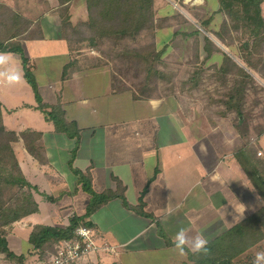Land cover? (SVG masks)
<instances>
[{
	"label": "crops",
	"instance_id": "crops-1",
	"mask_svg": "<svg viewBox=\"0 0 264 264\" xmlns=\"http://www.w3.org/2000/svg\"><path fill=\"white\" fill-rule=\"evenodd\" d=\"M61 1L0 0V7H8L15 17L0 13V29L6 26L3 20L12 36L21 37L11 41L18 42L29 59L43 102L59 104L66 120L76 123L78 137L57 132L35 108V94L18 53L5 52L11 54L10 67L21 71L23 81L14 86L0 82V102L6 129L42 134L46 164L27 151L22 139L12 143L22 173L38 188L33 192L38 211L37 197L48 194L61 195L57 201L44 198L59 205L61 216L69 219L72 213L86 212L90 195L77 184L74 168L89 172L98 192L116 190L117 180L125 187V200L132 207L116 197L90 217L98 242L111 249L92 252L79 264H195L198 254L186 249L180 256L174 250L172 238L180 228L189 236L202 234L208 245L236 226L262 233L264 215L249 218L264 201L237 161L230 140L216 142L196 134L190 118L183 119L180 90L168 96H139L134 88L117 86L110 67L88 63L96 52L79 48L62 34L59 11L68 4L70 22L86 21V1ZM21 18L30 24L28 30L19 28ZM66 65L68 75L63 78ZM39 174L44 184L30 180ZM144 190L141 214L133 207ZM32 214L9 227L8 241L26 245L33 225L46 224L29 220ZM25 230L27 237L21 234ZM28 249L37 256L39 250ZM259 251H264V236L239 258L246 254L255 258ZM8 262L0 253V264Z\"/></svg>",
	"mask_w": 264,
	"mask_h": 264
},
{
	"label": "rangeland",
	"instance_id": "rangeland-1",
	"mask_svg": "<svg viewBox=\"0 0 264 264\" xmlns=\"http://www.w3.org/2000/svg\"><path fill=\"white\" fill-rule=\"evenodd\" d=\"M130 5L133 7V0ZM220 6L219 0H153V20L149 18V12L136 9L119 13L121 18H144L147 15L152 22H146L141 29L128 30L123 34L117 32L123 29V24L109 19L101 21L98 26H91L89 15L86 21L69 22L70 25L62 27V34L70 37L79 48L94 50L96 55L88 58V63L110 67L117 86H128L139 95L149 96H168L180 90L183 119L190 118L196 134L216 142L230 140L235 157L239 150L250 148L263 162L261 170L264 173V38L256 40L251 37L243 25L237 29L236 22L220 11ZM98 10L95 8L92 12L95 20ZM261 10L264 20V1ZM63 12L70 19L69 8ZM224 22L228 24L227 29H223ZM205 36L221 51L211 48L205 42ZM246 44L248 47L242 49ZM210 49L213 50L211 57ZM223 52L244 66L252 78L243 79L233 68L227 75L217 72L223 61ZM158 53L160 56L156 59L154 55ZM242 55L254 62L256 67L248 68ZM230 95L235 97L233 106L228 100ZM30 180L42 184L45 181L41 174L32 176ZM47 195L44 194V198L48 199ZM37 198L39 211L33 213L29 220L53 225L68 224L69 219L61 216L63 213L59 205L41 196ZM261 214L264 215V211ZM27 232L25 230L21 234L27 237ZM250 232L251 237L258 235L255 230ZM28 247L32 248V245L9 240L8 248L16 258L5 256L8 264H43L54 248L49 253H41L43 255L38 252L36 256ZM47 254L48 257L43 260L42 257ZM20 255L23 258L18 261ZM240 255L232 258L231 262L253 264V255L239 258Z\"/></svg>",
	"mask_w": 264,
	"mask_h": 264
},
{
	"label": "trees",
	"instance_id": "trees-1",
	"mask_svg": "<svg viewBox=\"0 0 264 264\" xmlns=\"http://www.w3.org/2000/svg\"><path fill=\"white\" fill-rule=\"evenodd\" d=\"M67 1L68 0H62L60 4H64ZM85 1L87 3L88 16L90 15L89 18L91 26H98L101 21H105L106 19L114 22L118 21L120 25L123 24L124 27L117 32H122L123 34H126L128 30L141 29L143 26H146V22L151 23V20H153L152 18L154 17L152 12L153 0H138L140 2L139 5L137 4V1L133 0V7L130 5L132 0ZM263 1L264 0H219L221 5L219 10L228 15L233 22H236L237 29L244 26L251 34V37L255 38L256 40L262 39L264 38V20L261 10V4ZM144 2H146V4H144ZM67 5L68 4L59 7L63 27L70 25L69 15L67 16L63 12L69 8L66 7ZM95 8L100 9L97 11L96 20L92 15V12ZM135 9L138 11L149 12L148 14L149 18L151 17V20H149L147 15L144 16V18L127 16H123L121 18V14L119 15L122 10H125L126 12H132ZM0 13L8 17L10 16L11 19L15 18L11 16L13 13L8 7H0ZM16 19L19 18L17 17ZM2 23L6 26L3 28V30L0 29V52H15L21 56L24 77L32 87L37 101L35 108L44 114L46 120L54 124L55 130L57 132H63L71 138H77L79 129L77 128V125L74 121L66 120L62 107L59 104L50 105L43 102L42 96L38 89V84L31 70L29 59L24 55L19 43L16 41H11V39L15 38L16 36L14 35V37L10 34V30L7 27L8 25L6 22L2 20ZM17 23H21L19 27L20 29H23L24 31L29 29L30 24L23 18H21L20 22L17 20ZM227 27V22H224L223 29H227ZM19 36H22V34ZM218 36L222 38L221 34H218ZM204 40L205 42H208L210 47L215 49V51H221L220 48L208 36H205ZM254 45L255 44H252V46ZM246 47H248V44L242 46L241 48L245 49ZM254 47L256 48V46ZM211 52H213V50L210 49V57ZM159 54L160 53L155 54L154 57L159 59ZM223 54V61L222 64L217 68V72L227 75L228 73H231V69L233 68L237 70L235 73L240 75L243 79L252 78L251 73L245 69L244 66L239 65L227 53L223 52ZM241 58L244 59V62L248 68L256 67L254 66L255 63L252 62L248 57L242 55ZM67 70L68 66L66 65L63 70V78L68 75ZM228 100L230 105L233 106L232 104L234 103L235 97L230 95ZM19 139L24 141L27 151L35 159H37L41 164L47 163L46 149L43 145L42 134L30 129H26L19 133L6 129L2 121L0 102V227H2L0 231V253H4L7 258L11 259L16 258V255L8 248L7 234L9 227L14 222L38 211V203L34 198L33 191L31 190H37L38 188L32 185L22 173L12 147V143L19 141ZM236 159L264 201V173L261 170L263 162L258 160V157H256V152L251 151L250 148L239 150V152L236 154ZM73 173L76 177L77 184L81 186L82 190L90 195V201L87 205L86 212L83 215L71 214L69 217V224L66 226L47 224L33 225L29 236V243L32 245L33 249L39 250V254L43 252L45 254L47 252L49 253V250H52L55 244L61 240L74 238L77 227L81 225L92 227L93 224L90 220L92 214L111 199L120 197L126 206L132 207L125 200V187L120 180L116 179V190L107 189L98 192L92 187V178L89 172H83L74 168ZM144 192L145 190L141 193L139 205L137 207H133L141 214H145L143 203ZM60 197L61 195L57 197L47 195V198L50 201H57L60 199ZM263 211L264 206L258 211L256 215L254 214V217H250L249 220L257 217ZM249 224L255 223H248V225ZM242 231H245L244 234L246 233L245 235L247 237H243L244 234L242 235ZM250 233L251 232L248 230V228L244 229L241 226L234 227L230 232L223 235L218 241L207 245V253L198 254L195 258V264H223V261H225L224 264H233L231 262L232 258L243 252L247 247L252 245L253 242L261 239L264 236V230L262 233H259L257 237H251ZM48 255L49 254L42 257L43 260H45ZM22 258L23 255H20L17 260L21 261Z\"/></svg>",
	"mask_w": 264,
	"mask_h": 264
},
{
	"label": "clouds",
	"instance_id": "clouds-1",
	"mask_svg": "<svg viewBox=\"0 0 264 264\" xmlns=\"http://www.w3.org/2000/svg\"><path fill=\"white\" fill-rule=\"evenodd\" d=\"M12 56L10 53L0 52V82H4L9 86L19 85L23 81V75L20 70L11 68ZM174 250L180 256L186 255L187 251L193 254L207 253L208 240L202 234L189 236L188 230L180 228L174 237ZM253 264H264V251L255 254Z\"/></svg>",
	"mask_w": 264,
	"mask_h": 264
},
{
	"label": "built area",
	"instance_id": "built-area-1",
	"mask_svg": "<svg viewBox=\"0 0 264 264\" xmlns=\"http://www.w3.org/2000/svg\"><path fill=\"white\" fill-rule=\"evenodd\" d=\"M75 237L55 244L53 252L44 264H79L80 260L92 252L110 250L106 243H99L96 231L91 226L77 227Z\"/></svg>",
	"mask_w": 264,
	"mask_h": 264
}]
</instances>
